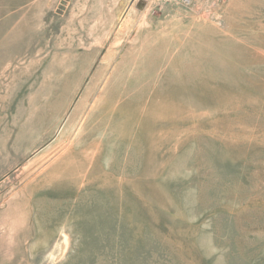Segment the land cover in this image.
<instances>
[{"label":"rangeland","instance_id":"1","mask_svg":"<svg viewBox=\"0 0 264 264\" xmlns=\"http://www.w3.org/2000/svg\"><path fill=\"white\" fill-rule=\"evenodd\" d=\"M0 264H264V0H0Z\"/></svg>","mask_w":264,"mask_h":264},{"label":"built area","instance_id":"2","mask_svg":"<svg viewBox=\"0 0 264 264\" xmlns=\"http://www.w3.org/2000/svg\"><path fill=\"white\" fill-rule=\"evenodd\" d=\"M184 1H190V0H184Z\"/></svg>","mask_w":264,"mask_h":264}]
</instances>
